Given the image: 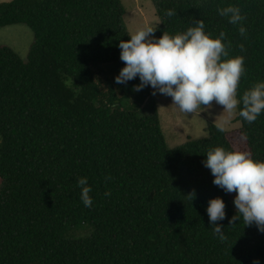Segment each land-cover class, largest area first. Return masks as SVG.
I'll return each mask as SVG.
<instances>
[{
  "label": "trees",
  "instance_id": "obj_1",
  "mask_svg": "<svg viewBox=\"0 0 264 264\" xmlns=\"http://www.w3.org/2000/svg\"><path fill=\"white\" fill-rule=\"evenodd\" d=\"M228 6L241 9L242 23L219 15ZM155 7L157 38L194 20L213 39L225 33L227 59L244 57L238 98L264 81V0H155ZM169 9L176 14L166 16ZM126 14L122 0L0 5V31L27 26L35 36L27 60L0 47V264H264V233L242 217L229 224L236 193L214 185L203 164L215 147L264 161V114L251 124L238 115L235 135L211 125L208 138L170 149L157 106L141 115L152 88L133 91L138 77L115 82L125 66L118 45L131 35ZM81 177L92 188L90 208ZM217 197L226 204L223 242L206 212ZM83 227L93 233L69 238Z\"/></svg>",
  "mask_w": 264,
  "mask_h": 264
},
{
  "label": "clouds",
  "instance_id": "obj_2",
  "mask_svg": "<svg viewBox=\"0 0 264 264\" xmlns=\"http://www.w3.org/2000/svg\"><path fill=\"white\" fill-rule=\"evenodd\" d=\"M218 11L233 25L245 19L237 6ZM175 14L172 9L165 12L168 17ZM155 32L147 26L130 35L128 41H120V60L125 66L115 77L117 84L127 85L138 77L140 83L133 91L140 92L150 86L153 95L171 97L172 105L187 114H194L201 106H211L213 101L223 106V113L229 116L236 115L239 108L238 115L249 124L264 114V81L255 83L238 98V86L245 73L244 57L227 59L228 46L222 43L225 33L213 39L211 33H205L203 20H194L193 26L174 36L164 31L157 38ZM239 32L243 36L246 29L241 26ZM217 128L224 131L222 124ZM203 164L211 170L214 185L226 194L236 193L233 204L237 215L229 224L235 225L242 217L247 226L255 224L264 233V161L254 160L249 152L215 147L208 150ZM77 186L84 206L92 207L88 179L79 178ZM225 209L226 204L220 197L209 200L206 208L211 229L221 242L227 240L223 226L218 224L226 218ZM253 264L260 261L255 260Z\"/></svg>",
  "mask_w": 264,
  "mask_h": 264
},
{
  "label": "rangeland",
  "instance_id": "obj_3",
  "mask_svg": "<svg viewBox=\"0 0 264 264\" xmlns=\"http://www.w3.org/2000/svg\"><path fill=\"white\" fill-rule=\"evenodd\" d=\"M12 1L14 0H0V5ZM122 2L127 10L125 23L131 35L147 26L152 27L154 30L160 28L161 21L157 16L155 0H122ZM34 42V33L27 26H11L0 31V47H10L23 60L28 59ZM102 80L103 90L107 91V82L104 79ZM153 103L160 112L164 135L170 149L181 147L190 139L202 140L208 138V131L211 125L217 126L222 124L225 131L234 135L239 132L242 126L236 120L238 110L236 115L229 116L228 113H223V106L217 105L215 101L212 102L211 106H201L194 114H187L180 111L177 106L172 105L171 97L156 94L144 105L141 111L142 116L151 114V105ZM234 142L239 147L241 141L234 137ZM2 189L3 182L0 178V190ZM92 233L93 230L90 227H83L80 230L72 232L69 238L82 239Z\"/></svg>",
  "mask_w": 264,
  "mask_h": 264
}]
</instances>
